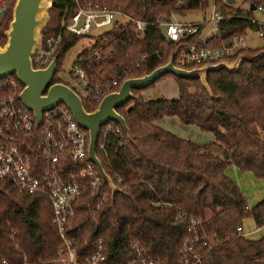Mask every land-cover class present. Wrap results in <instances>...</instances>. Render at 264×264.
I'll use <instances>...</instances> for the list:
<instances>
[{
    "label": "trees",
    "instance_id": "1",
    "mask_svg": "<svg viewBox=\"0 0 264 264\" xmlns=\"http://www.w3.org/2000/svg\"><path fill=\"white\" fill-rule=\"evenodd\" d=\"M4 1L0 44L5 42L4 31L14 3ZM49 2L50 18L40 32L41 40L60 33L53 53L56 70L51 82H64L56 75L61 58L84 35L60 29L64 9L71 13L76 7L96 4L146 22L142 33H136L131 23L114 19L106 30L92 36L91 45L77 53L72 65L77 62L84 69L89 94L77 93L82 107L91 111L101 96L116 89L124 78L147 73L169 56L174 60L183 45L195 41L197 33L182 35L178 40L165 38L160 21L171 15L204 12L212 4L224 17L219 28L221 37L227 38L245 33L248 25L244 18L253 16L249 5L263 4L264 0H243L246 9L234 8L222 0ZM229 15L233 16L226 19ZM240 53L243 58L235 70L218 68L206 72L209 90L197 77L172 73L155 80L171 76L177 87L175 98H145L140 93L142 88L131 89L130 98L115 108L125 121L128 135L122 128L116 135L99 134L96 140L95 154L116 190L92 220L83 207L80 209L77 219L88 233L86 238L78 239L77 246L87 241L82 248L89 252L94 248V239L102 236L105 262L125 264L131 257V237L139 240L150 255L170 264L186 230L187 220L174 218L181 211L198 217L210 237L211 246L199 264H264V233L248 238L235 229L246 216L256 226L264 224V195L248 207L239 186L224 172L232 164L241 171L250 170L257 178L264 176V139L256 129L264 130V39L260 45L247 46ZM12 76L21 87V82ZM112 79H117L115 85L110 84ZM171 116L182 124L210 132L212 139L194 142L156 123L161 117ZM58 244L46 199L24 193L0 178V264H58Z\"/></svg>",
    "mask_w": 264,
    "mask_h": 264
},
{
    "label": "built area",
    "instance_id": "2",
    "mask_svg": "<svg viewBox=\"0 0 264 264\" xmlns=\"http://www.w3.org/2000/svg\"><path fill=\"white\" fill-rule=\"evenodd\" d=\"M4 5L5 1L0 0V11H3ZM253 11L259 17L244 18L247 29L264 37V3L255 5ZM231 16L233 15L226 19ZM114 19L131 23L136 33H142L146 25L145 21L133 19L117 9L87 4L76 7L71 13L64 9L59 27L69 33L85 34L91 28L110 26ZM223 19L221 12L213 7L207 21L211 28L205 32L200 27L204 22L180 23L170 19L160 21L165 38L170 40L197 33L194 42L181 47L173 64L192 68L219 61H232L241 54L240 50L249 46L245 33L222 38L219 24ZM59 40L60 33L43 40L40 35L39 44L31 55L32 66L44 67L54 57ZM213 40L217 43L211 42ZM97 56L95 53V57ZM78 60L80 61L79 58ZM69 72L70 82L64 83L78 96L77 92L88 95L89 85L84 69L76 62L71 65ZM116 83L117 79L110 81L111 85ZM21 87L12 74L0 78V178L8 180L24 193L39 194L46 199L50 210V226L59 238L56 249L58 264H107L102 252V236L94 239V248L89 252L82 248L87 241L82 247L77 246L78 239L86 238L88 233L81 229L78 222L80 209L83 207L82 210L92 220L111 195L107 182L88 158L87 132L76 122L63 102L42 110L36 120L32 111L21 102ZM121 129L116 121L108 120L98 127V135H116ZM97 147L101 149V145ZM174 218L186 219L187 224L170 264H199L211 246L210 237L201 228L198 217L177 211ZM235 229L242 234L241 225H237ZM128 248L131 257L125 264H165L158 257L150 255L137 239L130 237Z\"/></svg>",
    "mask_w": 264,
    "mask_h": 264
},
{
    "label": "water",
    "instance_id": "3",
    "mask_svg": "<svg viewBox=\"0 0 264 264\" xmlns=\"http://www.w3.org/2000/svg\"><path fill=\"white\" fill-rule=\"evenodd\" d=\"M231 4L233 0H224ZM49 0H14L11 20L4 31L5 42L0 44V78L14 74L21 82L19 97L22 104L30 109L36 120L42 110L63 102L70 110L76 122L87 131L88 158L96 165L98 172L107 182L111 195L116 190L109 176L101 167L95 154V143L98 127L108 120L116 121L128 135L123 117L116 111V107L124 104L132 95L131 89L144 88L164 73H172L178 77H197L202 86L209 90L205 80L206 72L218 68L232 71L238 67L242 54L232 61H219L192 68H182L173 64L169 56L166 62L154 67L147 73L135 77L124 78L114 90L103 94L97 105L91 111H86L81 104L80 97L67 84L61 81L51 82L56 70L55 58L41 68L33 67L31 55L38 46L40 31L48 16ZM253 10L254 6L249 5ZM3 11H0L2 15Z\"/></svg>",
    "mask_w": 264,
    "mask_h": 264
},
{
    "label": "rangeland",
    "instance_id": "4",
    "mask_svg": "<svg viewBox=\"0 0 264 264\" xmlns=\"http://www.w3.org/2000/svg\"><path fill=\"white\" fill-rule=\"evenodd\" d=\"M231 6L239 9H246L247 7L243 0H233ZM212 9V4H208L204 12H190L186 13L183 16L171 15L169 19L180 23L204 22V24L202 23L200 27H202L203 32H205L207 29L211 28V25L208 24L207 21L209 16L211 15ZM253 15L255 18L259 17V15L255 11H253ZM47 16L48 18L44 26L47 24L50 18L48 11ZM43 27L41 28V30L43 29ZM107 28L108 26L101 28H91L89 33L79 36L77 41L67 49V51L63 54L61 58L60 69L56 72V75L62 81L67 83L70 82L69 70L71 69L72 62L75 59L77 53L84 47L91 45L93 35L101 33ZM245 32V38L248 40L247 42L250 47H255L263 42L264 37L257 36L253 30L246 29ZM174 82L175 81L171 76L166 75L155 80L154 83H152L151 85L142 88L140 90V93H142L144 97L151 99L157 98L159 96L161 97V95L163 97L173 98V96H177V87ZM170 118L166 119L167 124L165 127L166 129H168V131L172 132L173 134L182 138L192 140L194 142H206L212 139V134L210 132L201 131L195 125L182 124L175 117L174 119L176 121L173 122ZM256 129L259 132V136L264 139V130L258 127ZM252 222L253 221L245 220L243 224H245V227L249 226L253 228L254 224ZM258 234V232L253 233L251 236H257Z\"/></svg>",
    "mask_w": 264,
    "mask_h": 264
},
{
    "label": "crops",
    "instance_id": "5",
    "mask_svg": "<svg viewBox=\"0 0 264 264\" xmlns=\"http://www.w3.org/2000/svg\"><path fill=\"white\" fill-rule=\"evenodd\" d=\"M254 16V15H253ZM252 30V29H251ZM246 33V32H245ZM248 40L246 39V42ZM248 44V42H247ZM249 45V44H248ZM250 46V45H249ZM175 83V82H174ZM176 85V83H175ZM143 96V94L141 93ZM173 96V95H171ZM144 97V96H143ZM160 97V96H159ZM161 97H163L161 95ZM175 96H173L174 98ZM146 98V97H145ZM158 98V97H157ZM170 117H161L156 121V123L161 126L163 129H166V119H169ZM173 122L176 121L173 116L170 118ZM177 119V118H176ZM160 121V122H159ZM168 130V129H166ZM224 172L228 177H230L240 188V190L243 192L245 196L246 205L248 207H252L254 204H256L264 195V176L257 178L255 177L250 170H243L241 171L236 166L230 164L227 165L224 169ZM245 220L252 221L251 217L246 216L241 221V232L242 235L248 238H256L262 233H264V224L260 226H256L253 222V228L247 226L245 227V224L243 222ZM259 233L257 236H251L253 233Z\"/></svg>",
    "mask_w": 264,
    "mask_h": 264
}]
</instances>
